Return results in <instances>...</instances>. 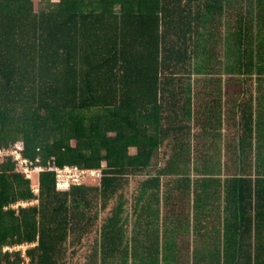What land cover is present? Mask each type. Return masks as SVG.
<instances>
[{
    "label": "trees",
    "instance_id": "obj_1",
    "mask_svg": "<svg viewBox=\"0 0 264 264\" xmlns=\"http://www.w3.org/2000/svg\"><path fill=\"white\" fill-rule=\"evenodd\" d=\"M19 142L44 170L35 192L0 157V264H253L264 0H0V149ZM65 166L103 175L60 191Z\"/></svg>",
    "mask_w": 264,
    "mask_h": 264
},
{
    "label": "crops",
    "instance_id": "obj_2",
    "mask_svg": "<svg viewBox=\"0 0 264 264\" xmlns=\"http://www.w3.org/2000/svg\"><path fill=\"white\" fill-rule=\"evenodd\" d=\"M260 188L262 189V191L259 196H252L251 198H246L243 203L244 205H247V203L251 201L252 204L256 206L255 210L251 211L252 217H249L248 208V217L246 218V220H244L245 225H243L242 228V234L244 236L243 238L246 239V243H251L253 246L251 248L250 253L251 257L256 256L252 261L253 264H264V186H261ZM221 190H223L222 199L224 205V198L226 202L227 195L232 192L233 188H227V186H225ZM228 190H230L229 193ZM223 205L221 208L222 212L224 211L225 215H230L231 213L233 215L232 220H234L238 215V210H234V208H236L237 206L232 205L231 210L227 211L224 209ZM240 264L244 263L241 262Z\"/></svg>",
    "mask_w": 264,
    "mask_h": 264
},
{
    "label": "built area",
    "instance_id": "obj_3",
    "mask_svg": "<svg viewBox=\"0 0 264 264\" xmlns=\"http://www.w3.org/2000/svg\"><path fill=\"white\" fill-rule=\"evenodd\" d=\"M21 148H19L17 145L15 148H8V149H0V157L4 156H14V158L18 161L19 167L21 168L20 164L23 165V168H17L19 171H23L25 174L27 171L35 170L37 169L39 172L44 170L43 167L31 166L30 162L27 159L23 158V155L21 154ZM51 168V167H50ZM52 170L56 171V178H57V189L60 191H67L70 189L72 185L80 184L83 182V180L87 177H94L97 176L99 178L102 177V171L101 170H83L80 169L77 166H65L63 168L60 167H52ZM26 171V172H25ZM38 192V189L35 191ZM29 244H20L15 246H7L9 250L13 249H20L25 248Z\"/></svg>",
    "mask_w": 264,
    "mask_h": 264
},
{
    "label": "rangeland",
    "instance_id": "obj_4",
    "mask_svg": "<svg viewBox=\"0 0 264 264\" xmlns=\"http://www.w3.org/2000/svg\"><path fill=\"white\" fill-rule=\"evenodd\" d=\"M19 148L23 149V143L22 142H19L18 144H16ZM21 168H23V165L20 164ZM26 172V171H25ZM26 177L31 181V186H32V189L34 191H36L38 189V177H39V171L37 169L35 170H30L26 172ZM83 181H85L86 183H98L100 181V178L97 177V176H94V177H90V176H87ZM134 183L131 184V187L129 189V193H131L134 189L133 187ZM27 247H25L24 249H26ZM23 249V248H22ZM27 257V256H26ZM26 264V263H25Z\"/></svg>",
    "mask_w": 264,
    "mask_h": 264
}]
</instances>
